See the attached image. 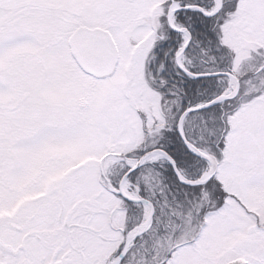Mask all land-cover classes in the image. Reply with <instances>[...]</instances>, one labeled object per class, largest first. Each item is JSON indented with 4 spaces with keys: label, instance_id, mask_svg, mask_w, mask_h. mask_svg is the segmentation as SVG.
Returning <instances> with one entry per match:
<instances>
[{
    "label": "snow or ice",
    "instance_id": "snow-or-ice-1",
    "mask_svg": "<svg viewBox=\"0 0 264 264\" xmlns=\"http://www.w3.org/2000/svg\"><path fill=\"white\" fill-rule=\"evenodd\" d=\"M0 264H264V0H0Z\"/></svg>",
    "mask_w": 264,
    "mask_h": 264
}]
</instances>
